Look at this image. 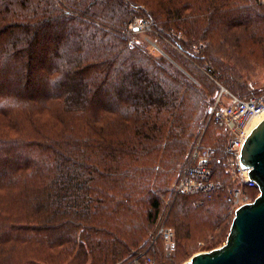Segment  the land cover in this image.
Masks as SVG:
<instances>
[{
  "label": "trees",
  "instance_id": "1",
  "mask_svg": "<svg viewBox=\"0 0 264 264\" xmlns=\"http://www.w3.org/2000/svg\"><path fill=\"white\" fill-rule=\"evenodd\" d=\"M144 1L0 0V264H141L134 258L145 251L159 261L160 238L141 240L137 219L159 218L156 193L167 191L166 173H183L198 139L185 142L220 91L215 79L230 91L246 85L235 76L242 66L211 50L201 65L217 89L207 92L204 75L180 50L175 60L190 75L171 57L129 47L124 28ZM236 1H211L207 9L222 24L205 34L240 28L264 47V6ZM167 8V22H177L161 29L195 60L199 54L178 33L194 36L187 23L194 13L185 14L190 6L181 0ZM260 89L249 83L244 95ZM210 128L226 134L210 121L206 144H213L205 140ZM226 158L221 147L213 162L218 180ZM221 181L235 184L228 173ZM190 195L210 201L223 194L176 198ZM183 197L174 203L176 225L190 209Z\"/></svg>",
  "mask_w": 264,
  "mask_h": 264
},
{
  "label": "rangeland",
  "instance_id": "2",
  "mask_svg": "<svg viewBox=\"0 0 264 264\" xmlns=\"http://www.w3.org/2000/svg\"><path fill=\"white\" fill-rule=\"evenodd\" d=\"M145 1H147V3ZM145 1V4L140 5V15L129 21L124 28V34L129 36V47L134 45L145 46V49L148 48L155 56L166 55L167 57H171L170 59L177 66L181 67L183 70H186L175 60L174 57V55L177 53L176 51L180 50L183 56L189 60H192L194 66H196L198 71L204 75L202 87H204V90L207 92L209 91V85L213 86L216 91V82L222 84L218 78V71L215 73L217 76H214L213 78L215 79L216 77L219 80L215 79V82L211 77H208L207 74L209 73H206L205 67L201 65L204 63L202 62V59L206 58V60H210L211 56L209 55V51L211 50L215 57L220 58L223 60V62L232 64H236L238 62V64L242 66L243 72L238 73V75L235 74V76L244 83L243 85L248 86L249 83H252L253 86L263 88L264 54L262 52L264 47L261 44H258L253 38H249L247 35H245L244 31L240 28H237V30L231 28L222 33H210L208 36L205 34V31H207L208 28L209 30L216 31L217 29H215V26H221L222 24L221 20H219V15L215 16L210 10L207 9V6L211 3V1L217 4L218 0H181V4H189L190 6L188 10L185 9L184 13L190 15L194 13V17L192 15L187 20L188 27L193 29L192 34L194 36H190V34L187 35L184 32L183 34L182 31H179V38H181L179 40H186L187 43L189 42L188 45L185 46L187 47L186 49L193 50V52L199 54V57L195 58V60L191 57H188L187 52H184V50L177 47V44L172 40L173 37H170L167 34L169 33V30H162L160 27L162 24L168 21L167 7L171 2H173V0H171V2H169V0ZM245 2V0H237L236 2L232 3L244 4ZM252 3H254V0H252ZM255 3L257 5L264 6V0H255ZM228 4L229 6H232L230 2ZM146 5L149 8H147ZM152 10H154L155 13ZM156 16H159V19ZM224 16L225 19L228 18L226 14H224ZM210 17L213 19V22H211ZM225 19L224 21H226ZM139 20L142 21L140 22ZM169 22L172 24L173 22L177 21L170 20ZM169 22L167 23L169 24ZM135 25H138L139 27H134ZM172 25L169 24V26ZM172 30L176 32V29L173 28ZM210 42H212V48H210ZM168 48L172 49V53L167 50ZM187 73L190 75L188 71ZM206 77L210 82L207 81ZM192 79L194 82H196L195 78ZM246 86H243L242 89H236V87L230 89L232 92H236L237 94L239 93V95L241 94V96L243 95L242 97H245L244 93L246 94L247 92ZM262 92L263 90L261 91L260 89L256 95L261 94ZM213 94L209 97L210 100ZM201 120H204V123L198 127V133H196V136L192 138V141H184L186 146L195 143L197 139L200 140L203 138V134L205 132V129L203 130V128L207 127V119L205 114ZM214 133L215 128H210L207 132L205 140H207L209 143L217 145L227 142L228 136H226L225 133L224 135ZM182 157V154L177 159L171 157V167L172 165L180 162ZM181 174L179 172H172V174L171 172L166 173L164 177V186L166 188L163 189H166L167 191L162 193L161 190H158V193H156V196L160 198L162 202L158 216L159 218L150 222L146 221V219H137L138 224L145 226V230L138 234V237H140L141 240L147 238L148 236H156L157 238H160L157 243V245H159L158 259L160 262L157 261L159 264H183L197 252L208 251L220 247L226 242L233 218L235 216L233 207L223 201V195H219L210 201H203L202 197L199 195H190L185 197L181 196L186 199L190 209L186 212H180L178 220L179 224H174V216L176 213L174 203L176 200L181 198H176L177 196L174 191V184L177 182ZM218 177L221 180L227 179V173L224 168H220V170H218ZM156 189L157 188H155V190ZM250 192L255 194V192L252 190H250ZM163 226L169 227L176 232V239L173 240L172 244L168 245L163 237L158 234L160 232V228ZM146 253L149 252L146 251ZM139 260H142L141 264H145V260L143 258L138 260L134 258L135 263H137ZM122 263L123 261L121 260L119 264Z\"/></svg>",
  "mask_w": 264,
  "mask_h": 264
},
{
  "label": "built area",
  "instance_id": "3",
  "mask_svg": "<svg viewBox=\"0 0 264 264\" xmlns=\"http://www.w3.org/2000/svg\"><path fill=\"white\" fill-rule=\"evenodd\" d=\"M134 27L139 26L135 25ZM213 104L207 125L213 121L226 131L228 140L223 146V150L227 158L224 165L226 173L235 184L227 185L214 177L213 162L221 147L217 144H206L200 139L194 146L183 173L174 184V189L176 194L211 195L222 193L225 202L235 211L242 204L253 201L260 192L257 182L249 178V168L242 166L240 155L242 144L254 127L252 126L253 120L264 112V90L258 95L242 97L220 84V91ZM250 190L253 192L255 190V194H252ZM158 234L168 245L172 244L175 239V231L169 227H161ZM139 258H143L145 264H159L157 259L146 251L136 259Z\"/></svg>",
  "mask_w": 264,
  "mask_h": 264
},
{
  "label": "water",
  "instance_id": "4",
  "mask_svg": "<svg viewBox=\"0 0 264 264\" xmlns=\"http://www.w3.org/2000/svg\"><path fill=\"white\" fill-rule=\"evenodd\" d=\"M240 162L249 168L259 194L235 210L223 245L197 252L183 264H264V118L245 138Z\"/></svg>",
  "mask_w": 264,
  "mask_h": 264
},
{
  "label": "bare ground",
  "instance_id": "5",
  "mask_svg": "<svg viewBox=\"0 0 264 264\" xmlns=\"http://www.w3.org/2000/svg\"><path fill=\"white\" fill-rule=\"evenodd\" d=\"M262 118H264V112L260 114V116L256 117L254 120H253V123H252V126H255L256 124H258ZM254 128V127H253ZM252 128V129H253Z\"/></svg>",
  "mask_w": 264,
  "mask_h": 264
}]
</instances>
